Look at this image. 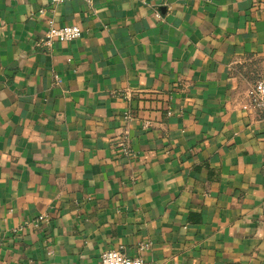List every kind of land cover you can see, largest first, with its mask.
Instances as JSON below:
<instances>
[{
    "label": "crops",
    "instance_id": "1",
    "mask_svg": "<svg viewBox=\"0 0 264 264\" xmlns=\"http://www.w3.org/2000/svg\"><path fill=\"white\" fill-rule=\"evenodd\" d=\"M260 70L264 0H0V264H264Z\"/></svg>",
    "mask_w": 264,
    "mask_h": 264
},
{
    "label": "built area",
    "instance_id": "2",
    "mask_svg": "<svg viewBox=\"0 0 264 264\" xmlns=\"http://www.w3.org/2000/svg\"><path fill=\"white\" fill-rule=\"evenodd\" d=\"M67 0H50L53 4L63 3ZM46 38L47 43L50 41L70 42L81 37L82 30L77 25L58 26L54 19L47 21ZM249 98L251 107L258 112L264 113V72L253 84ZM39 220L41 218H38ZM150 243L139 245V250H144L150 247ZM99 264H143L140 256L129 257L121 250H106L101 253Z\"/></svg>",
    "mask_w": 264,
    "mask_h": 264
},
{
    "label": "rangeland",
    "instance_id": "3",
    "mask_svg": "<svg viewBox=\"0 0 264 264\" xmlns=\"http://www.w3.org/2000/svg\"><path fill=\"white\" fill-rule=\"evenodd\" d=\"M261 74H262V73H261V70H260V71H259V73H258V76H257V78H258V77H260V76H261Z\"/></svg>",
    "mask_w": 264,
    "mask_h": 264
}]
</instances>
